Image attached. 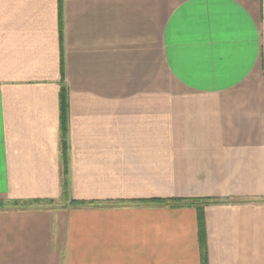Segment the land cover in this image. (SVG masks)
<instances>
[{
  "label": "crops",
  "instance_id": "0c3cea01",
  "mask_svg": "<svg viewBox=\"0 0 264 264\" xmlns=\"http://www.w3.org/2000/svg\"><path fill=\"white\" fill-rule=\"evenodd\" d=\"M202 251L264 264V0H0V264Z\"/></svg>",
  "mask_w": 264,
  "mask_h": 264
},
{
  "label": "trees",
  "instance_id": "16d2710c",
  "mask_svg": "<svg viewBox=\"0 0 264 264\" xmlns=\"http://www.w3.org/2000/svg\"><path fill=\"white\" fill-rule=\"evenodd\" d=\"M60 20V29L62 26V18L61 15L59 17ZM61 33V41H62V29L60 30ZM66 102H67V94H66V87L62 84L60 90V106H61V119L62 124L65 120V112H66ZM161 202H169L173 203L175 206L178 207H193L197 211V218H198V229H199V239L202 240L203 237V209L205 206L210 204H218V203H226L228 202L227 199H213V198H179V199H168V200H160ZM203 250V249H202ZM201 263L206 264V256L204 251L201 254Z\"/></svg>",
  "mask_w": 264,
  "mask_h": 264
}]
</instances>
